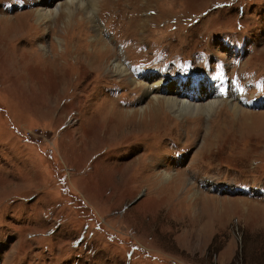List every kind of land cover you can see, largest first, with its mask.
<instances>
[{
    "label": "rangeland",
    "instance_id": "obj_1",
    "mask_svg": "<svg viewBox=\"0 0 264 264\" xmlns=\"http://www.w3.org/2000/svg\"><path fill=\"white\" fill-rule=\"evenodd\" d=\"M5 1L0 264H264V107L225 98L235 77L264 100L250 81L264 74V0H99L74 5L69 24L63 7L41 25L33 12L51 0H14L8 13ZM155 48L175 67L128 62H151ZM108 59L125 61L127 77L101 70ZM145 69L212 75L224 99L203 94L224 105L184 123L117 117L154 102H141ZM229 103L253 116L236 118ZM165 173L196 192L164 178L159 191L152 175Z\"/></svg>",
    "mask_w": 264,
    "mask_h": 264
},
{
    "label": "bare ground",
    "instance_id": "obj_2",
    "mask_svg": "<svg viewBox=\"0 0 264 264\" xmlns=\"http://www.w3.org/2000/svg\"><path fill=\"white\" fill-rule=\"evenodd\" d=\"M65 1H66V3H64ZM98 1L99 0H86L85 1V2H87L86 3L87 6H86L85 3H84V0H68V3H67V0H51V1L41 5L39 7V9L35 10L33 13L36 16L38 24L41 25L45 21H46V23H49V22L57 19V16H59L57 14L60 13V11H61V9L63 7H66L67 8V9H65L66 11L62 12V14L66 13V15H68V18L65 21V23L69 24L71 22V21H69V19L74 14V11H73V6L74 5L75 6L78 5L77 6L78 8H82L86 12V10H87L86 7H88V6H90V8L91 7L92 8L93 7L96 8L97 5H98ZM56 2H58L59 4H63L64 3L66 5L65 6H61V8H57L58 6H56L54 4ZM90 8H88V9H90ZM55 10L57 11L56 12V15H57L56 18L53 17ZM96 10L97 9H91V13H89L90 16H91L90 18L92 19L94 24H96V22H97L96 21V16H95V11ZM92 12H93V14H92ZM0 23H4V21H1ZM56 28H58V27H56ZM99 41H101L100 38H97L95 40V42H99ZM60 42L61 41L59 40L58 43L60 44ZM54 45L55 44H53V46H51L52 47V53L54 52L53 51V48L55 47ZM97 45H98V43H97ZM60 46H61V44H60ZM41 48L43 49V51L46 52V54H45L46 56L45 57L48 58L49 55L47 53V50L44 49L43 47H41ZM107 50H108V48L106 46L104 47V50L101 51V49H100V52H96V54L94 53L95 54L94 58H97L99 56V54L107 55ZM31 56L32 57L33 56L34 57H38L40 55L39 54H37V55L32 54ZM53 56H54L53 57V59H54L55 55L53 54ZM20 61H22V58L20 59ZM103 61H101L102 64L100 65V69L101 70H103V69L106 70L107 69L108 72L111 71L113 74L119 75V78L127 77V73H128L127 69L125 68V65L121 64V62L119 60L108 59L106 65L103 64ZM98 62L100 63V60ZM98 68H99V66H98ZM100 69H97V71H99ZM143 76H145V78H147V79L144 82H142V83H144V89H143L141 95L145 99L143 101H141V102L143 104H145L144 102L149 100L151 97L154 98V102L152 104H150V105L147 104V105L143 106V108L141 110H139V111L138 110L137 111H132V112H127V111H123V110L114 111V113L116 114L117 117L126 118V119L129 120V119H131L133 117H136L137 115L140 114V115H144L145 117L144 116L143 117L146 118V119L149 118V120H148L149 122L148 123L151 124L153 122H157L161 116H164L163 114L165 113L166 115H172V117L174 119H177L180 122L184 123L187 120L188 116H196V115H201V114L209 115V114H211L213 112L217 113L219 111L218 108L220 106L224 105L222 103H216V102L213 103V101H209L208 102L207 99L205 98L206 94L205 95L203 94L202 97H201L202 99H199L198 101H194V102L189 101L188 102V100L186 101L183 98V96H180V94H179L180 87L177 85V81L178 80H175L176 82H174V81H166L167 84H165V79H163V77L160 74H157V73L152 72V71L149 72V73L147 72ZM194 86H196V88H198L200 86V80H195ZM208 87H210V86H208ZM211 87H213V85H211ZM209 90L211 92H213V90L211 88H209ZM216 98L219 99L220 97H218L216 95ZM228 105L230 106L231 112L234 113L236 118L240 117L241 118L240 120H243L244 118H248L250 116H253L252 113H250L249 111H244V110H242V108L236 106L237 104L234 105L233 103H229ZM233 122L237 123L236 120H233ZM226 129L227 128H225V130ZM168 175H169L168 173H165L163 175L160 174V176L159 175L157 176L156 174L152 175L153 179H157V178L160 179L159 181L158 180H155V181L153 180L154 181L153 182L154 186L160 187L159 191L161 190V191L164 192L165 189H168L166 187H168L170 185H175V186H178V187L181 188V187L185 186L184 184H186V186H187V187H184L186 195L194 190L192 188L193 185L191 183H189V181L187 180L186 177L184 178V177H180L179 176V178H173V177H170ZM162 178H164V179H166L168 181L167 184H166L167 186L164 185V184H161L162 183V180H161ZM194 192H196V191L194 190ZM179 198L183 199V196H180ZM180 202H183V201H179V203Z\"/></svg>",
    "mask_w": 264,
    "mask_h": 264
}]
</instances>
